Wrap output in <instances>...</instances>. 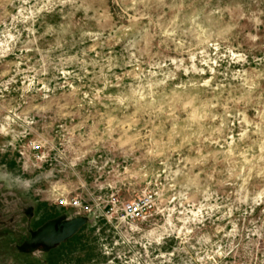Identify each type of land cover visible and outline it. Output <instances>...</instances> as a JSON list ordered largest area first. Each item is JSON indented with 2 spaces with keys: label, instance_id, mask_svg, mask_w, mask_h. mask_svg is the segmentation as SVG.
<instances>
[{
  "label": "rangeland",
  "instance_id": "rangeland-1",
  "mask_svg": "<svg viewBox=\"0 0 264 264\" xmlns=\"http://www.w3.org/2000/svg\"><path fill=\"white\" fill-rule=\"evenodd\" d=\"M0 264H264V0H0Z\"/></svg>",
  "mask_w": 264,
  "mask_h": 264
},
{
  "label": "built area",
  "instance_id": "built-area-1",
  "mask_svg": "<svg viewBox=\"0 0 264 264\" xmlns=\"http://www.w3.org/2000/svg\"><path fill=\"white\" fill-rule=\"evenodd\" d=\"M149 199H140L135 202H129L124 205L123 211L125 213V219L128 221H134L139 218H141L149 203ZM67 203V200H64V204ZM74 205L78 208L84 209V211L92 212V208H90L89 205H84V203L81 200H74Z\"/></svg>",
  "mask_w": 264,
  "mask_h": 264
},
{
  "label": "trees",
  "instance_id": "trees-1",
  "mask_svg": "<svg viewBox=\"0 0 264 264\" xmlns=\"http://www.w3.org/2000/svg\"><path fill=\"white\" fill-rule=\"evenodd\" d=\"M82 230H80L78 233H76L74 236H72L71 238H69L66 242L62 243L61 245L58 246V248H54L52 249L49 253L50 255L53 254V253H56V252H59V257H61V255L63 253H67V248H59V247H68L70 246L73 242L78 244L82 241V237L84 236L83 235V232H81ZM66 250V251H65Z\"/></svg>",
  "mask_w": 264,
  "mask_h": 264
},
{
  "label": "bare ground",
  "instance_id": "bare-ground-1",
  "mask_svg": "<svg viewBox=\"0 0 264 264\" xmlns=\"http://www.w3.org/2000/svg\"><path fill=\"white\" fill-rule=\"evenodd\" d=\"M83 224H84V222L80 218H77L74 221L69 222L66 226V229L64 230L63 233L60 234L59 237L63 238V237L70 235L71 233L76 231Z\"/></svg>",
  "mask_w": 264,
  "mask_h": 264
},
{
  "label": "water",
  "instance_id": "water-1",
  "mask_svg": "<svg viewBox=\"0 0 264 264\" xmlns=\"http://www.w3.org/2000/svg\"><path fill=\"white\" fill-rule=\"evenodd\" d=\"M76 231H74L73 233H71L70 235L66 236V237H63V239L67 238V237H70L71 235L75 234ZM62 239V238H61Z\"/></svg>",
  "mask_w": 264,
  "mask_h": 264
}]
</instances>
